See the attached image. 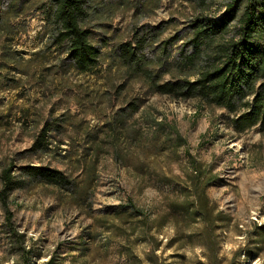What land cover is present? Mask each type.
<instances>
[{"label":"rangeland","instance_id":"rangeland-1","mask_svg":"<svg viewBox=\"0 0 264 264\" xmlns=\"http://www.w3.org/2000/svg\"><path fill=\"white\" fill-rule=\"evenodd\" d=\"M9 1L0 0V8ZM209 1L207 12L217 17L229 0ZM95 2L89 38L99 60L92 72L78 73L61 46L46 44V0H34L12 20L17 33H0V46L6 40L33 59L27 75L0 67V168L10 163L17 174L20 165L47 164L81 179L75 159L89 152L86 133L100 147L84 206L43 182L10 194L30 264H264V134L257 126L235 134L224 110L193 99L145 95L140 83L125 81L114 59L116 45L135 26L166 20V37L201 6L196 0ZM128 101L138 109L120 116ZM49 114L67 117L62 143L47 154L25 152ZM20 249L0 207V264H20Z\"/></svg>","mask_w":264,"mask_h":264},{"label":"trees","instance_id":"trees-1","mask_svg":"<svg viewBox=\"0 0 264 264\" xmlns=\"http://www.w3.org/2000/svg\"><path fill=\"white\" fill-rule=\"evenodd\" d=\"M32 1L10 0L0 8V33L5 37L17 33L19 28L12 20L17 19ZM46 1V44L61 46L65 59L78 73L94 71L99 47L89 37L90 22L97 9L95 0ZM196 1L201 7L186 19L183 29L163 37L168 21L142 24L135 26L129 40L116 45L114 59L125 74V81L140 83L145 95L193 99L201 105L222 109L226 112L227 125L235 134L255 126L264 134V0H229L217 17L207 12L209 0ZM32 63L33 59L24 58L6 40L1 44L0 67L13 74L27 75ZM13 78L12 86H19V78L15 75ZM138 106L137 101H128L120 116L136 111ZM120 116L116 117L117 123L122 120ZM67 121L62 114H49L25 152L47 154L57 149L62 143V129L69 124ZM117 131L114 130L115 135ZM54 136L58 139H53ZM86 137L89 152L77 154L75 159L83 170L81 179L47 164L20 165L17 174L13 173L10 163L0 168V207L7 229L14 242L21 246L20 264H30L32 251L24 244V234L14 227L10 194L27 184L43 182L65 191L77 206H84L96 179L100 150L93 141L96 135L86 133ZM126 205L133 213L145 217V213L131 202ZM184 206L188 208L187 204ZM194 206V214L199 213V205L195 203ZM52 260L45 264H51Z\"/></svg>","mask_w":264,"mask_h":264}]
</instances>
